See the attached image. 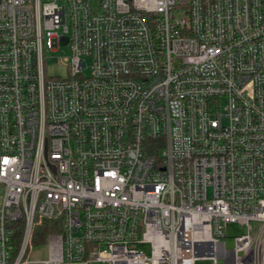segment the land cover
Wrapping results in <instances>:
<instances>
[{
    "label": "built area",
    "instance_id": "obj_1",
    "mask_svg": "<svg viewBox=\"0 0 264 264\" xmlns=\"http://www.w3.org/2000/svg\"><path fill=\"white\" fill-rule=\"evenodd\" d=\"M0 264H264V0H0Z\"/></svg>",
    "mask_w": 264,
    "mask_h": 264
},
{
    "label": "rangeland",
    "instance_id": "obj_2",
    "mask_svg": "<svg viewBox=\"0 0 264 264\" xmlns=\"http://www.w3.org/2000/svg\"><path fill=\"white\" fill-rule=\"evenodd\" d=\"M46 64H45V73L48 77L53 78H61L64 79L67 76V65L64 62V59L70 57V51L67 47L60 48L58 51L55 52H49L45 54ZM85 65L89 67V60L87 59L85 62ZM84 73L86 70H84ZM251 227L254 232H256L257 227L255 224H251ZM226 238L223 240V242L226 245V248L231 250L235 248V237H240L242 235L247 234V228L246 227H240L237 224H230L226 231ZM47 258V249L46 246H33L32 253L30 260H46Z\"/></svg>",
    "mask_w": 264,
    "mask_h": 264
},
{
    "label": "trees",
    "instance_id": "obj_3",
    "mask_svg": "<svg viewBox=\"0 0 264 264\" xmlns=\"http://www.w3.org/2000/svg\"><path fill=\"white\" fill-rule=\"evenodd\" d=\"M54 221H44L42 225L37 228L35 232V241H40L46 238L50 233H54L56 230L53 228Z\"/></svg>",
    "mask_w": 264,
    "mask_h": 264
}]
</instances>
